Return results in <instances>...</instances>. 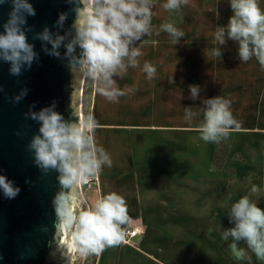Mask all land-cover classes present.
<instances>
[{"label":"crops","instance_id":"1","mask_svg":"<svg viewBox=\"0 0 264 264\" xmlns=\"http://www.w3.org/2000/svg\"><path fill=\"white\" fill-rule=\"evenodd\" d=\"M166 2L155 0L151 34L136 44L142 52L139 67L113 77L125 95L113 102L97 90L103 81L92 88L89 115L96 122L91 135L97 158L102 147L112 164L91 175L98 176L99 191L83 192L80 178L74 188L86 209L107 194H119L129 216L121 230L129 224L143 230L136 246L106 247L95 264H264L243 242L239 248L245 258L238 260L231 239L222 238V228L234 226L228 212L241 197L264 209V67L255 58L241 62L232 41L222 57L214 55L221 47L215 39L219 26L172 24L185 34L174 44L161 25L170 24L171 17L200 13L201 0L175 11L165 10ZM258 4L264 10V0ZM145 62L157 69L154 79L143 72ZM192 84L201 86V99L229 100L239 124L227 137L230 151L221 169L214 168L220 142L201 139L204 107L201 99L190 98ZM185 107L196 113L191 121L185 119ZM253 186L259 191L253 193Z\"/></svg>","mask_w":264,"mask_h":264},{"label":"clouds","instance_id":"2","mask_svg":"<svg viewBox=\"0 0 264 264\" xmlns=\"http://www.w3.org/2000/svg\"><path fill=\"white\" fill-rule=\"evenodd\" d=\"M11 2L8 21L4 24V31L0 32V60L11 65L12 74H19L21 67L24 64L30 66L36 55L34 45L28 43L23 30L27 16L35 15V10L29 0ZM81 3L83 7L74 9L75 36L65 46L66 56L70 59L69 69L73 73L86 67L94 81L104 82L105 86L97 89L100 95L118 102L125 92L113 77L120 76L128 67H139L137 58L142 52L136 44L151 34L155 0H80ZM188 3L189 0H167L162 7L175 11ZM229 5L233 15L227 25L219 26L215 32V39L221 47L213 54L222 57L224 47L232 41L238 46L241 62L255 58L264 67V10L258 0H230ZM65 18L66 14H62L60 22ZM161 30L166 31L176 45L185 35L172 24L161 25ZM41 39L51 43L52 54L59 56L57 49L66 37L53 39L46 29ZM77 47L81 49L78 56L74 55ZM142 70L149 80L155 78L157 69L152 64L145 62ZM201 91L200 85H189L193 101L201 99ZM230 103L220 96L201 99L204 107V123L200 126L203 141L219 143L229 136L233 126L239 127L230 110ZM54 108L55 105L42 109L38 114L33 113V118L41 123L40 135L32 142L37 162L45 168H59L63 173L61 183L64 186H70L86 175L98 174L103 164L110 167L112 161L102 147L98 150L100 158H97L91 135L96 127L93 116L87 117L86 124L69 122ZM195 115L192 107H185L186 120L191 121ZM0 186L9 198H14L20 191L13 188L4 176H0ZM258 191L253 186L252 192ZM57 215L58 229L71 232L74 250L81 255L99 254L106 247L122 243L125 234L120 226L129 220L126 201L115 192L100 199L94 208L81 209L78 214L75 210L66 213L58 205ZM228 217L234 226L222 228V238L225 241L231 239L229 247L236 258H245V250L239 248L243 242L258 260H264V209L243 196L232 205Z\"/></svg>","mask_w":264,"mask_h":264},{"label":"water","instance_id":"3","mask_svg":"<svg viewBox=\"0 0 264 264\" xmlns=\"http://www.w3.org/2000/svg\"><path fill=\"white\" fill-rule=\"evenodd\" d=\"M35 15L23 25L35 58L24 64L19 74L0 60V176L13 188L9 198L0 186V264H82L83 255L75 251L71 232L58 229V205L64 212L86 209L74 182L61 183L59 168H45L37 162L32 142L40 135L41 123L33 118L44 108L55 105L69 122L82 123L81 96L72 97L74 81L82 71L69 69L66 45L75 36L74 9L80 0H29ZM12 10L11 0H0V32ZM66 14L63 22L60 16ZM52 38L65 36L52 54V44L41 39L45 30ZM81 49L76 48L74 55ZM75 63V61H73ZM19 98V99H17Z\"/></svg>","mask_w":264,"mask_h":264},{"label":"rangeland","instance_id":"4","mask_svg":"<svg viewBox=\"0 0 264 264\" xmlns=\"http://www.w3.org/2000/svg\"><path fill=\"white\" fill-rule=\"evenodd\" d=\"M200 13L196 11V15L186 14L185 16L179 15L170 18V24H188V25H201L203 28L211 26L227 25L231 16H228L227 1L226 0H201ZM199 14H198V13ZM183 14V13H182ZM167 23V22H165ZM93 79L88 75L87 68L76 76L74 81V91L72 97L76 95L81 96L82 104V123H87V117L90 112L91 93L94 86ZM87 132V130H86ZM96 254L89 253L83 255L82 264H95Z\"/></svg>","mask_w":264,"mask_h":264},{"label":"built area","instance_id":"5","mask_svg":"<svg viewBox=\"0 0 264 264\" xmlns=\"http://www.w3.org/2000/svg\"><path fill=\"white\" fill-rule=\"evenodd\" d=\"M93 84L95 83L94 80ZM80 189L83 192L90 190H100V182L98 176L86 175L84 179H80ZM143 233L142 226L139 224H129L124 232L123 243L136 246V239Z\"/></svg>","mask_w":264,"mask_h":264},{"label":"trees","instance_id":"6","mask_svg":"<svg viewBox=\"0 0 264 264\" xmlns=\"http://www.w3.org/2000/svg\"><path fill=\"white\" fill-rule=\"evenodd\" d=\"M230 146L227 141V138H224L220 141L217 152L215 154L214 168L221 169L223 168L227 157L229 155Z\"/></svg>","mask_w":264,"mask_h":264}]
</instances>
